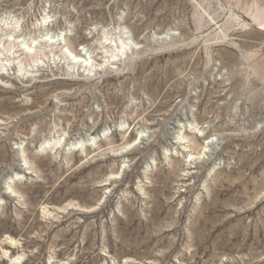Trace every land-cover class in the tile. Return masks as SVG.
Listing matches in <instances>:
<instances>
[{
	"label": "rangeland",
	"instance_id": "obj_1",
	"mask_svg": "<svg viewBox=\"0 0 264 264\" xmlns=\"http://www.w3.org/2000/svg\"><path fill=\"white\" fill-rule=\"evenodd\" d=\"M241 7L264 0H0V38L38 51L0 43V264H264V25Z\"/></svg>",
	"mask_w": 264,
	"mask_h": 264
},
{
	"label": "bare ground",
	"instance_id": "obj_2",
	"mask_svg": "<svg viewBox=\"0 0 264 264\" xmlns=\"http://www.w3.org/2000/svg\"><path fill=\"white\" fill-rule=\"evenodd\" d=\"M243 8L244 7H241L240 9H243ZM244 10H245V13L250 14V17H251L250 19H252L253 22H255L256 24L261 25V26L264 25V10H260V9L251 10L250 7H247L246 9L244 8ZM45 23H46V21L44 22V24ZM17 28H18L17 26L15 28H13L12 30L10 28L9 31L11 33L9 32V34H10L9 36H11V37L8 36L7 38H4V39H1L0 38V43L3 42L2 47L4 48L6 46L5 49H4L7 52L6 53V56H8L9 53L12 51L11 48L12 47H15V48H17V50H15V52L16 51L20 52V56H26V57H28V56H32L33 55V61H35L36 58H37L36 55L38 54L37 53L38 51L36 52V50H35V48H36L35 45H34L35 43H33V41L30 42V43H26V42H24L25 39L24 38L22 39L21 36L14 37V32H16ZM39 38H40V40L38 42L39 43H43L45 39L42 38V35L39 36ZM34 41H35V39H34ZM125 41L126 40H124V38L120 40V44L118 45V48L116 49L115 52H113L110 55V58L112 57V60H118L117 57L124 52V49H127V47L125 46L127 44V41L126 42ZM55 44H56V42H53V40L49 41V45L50 46H53ZM61 53L64 54V55H66L65 51H62ZM84 55L85 54H78V55H76V54L70 53L69 56H67V57L68 58L69 57L72 58V62L75 63V64H77V65H79V67L80 68H83L84 71L85 70H90L89 68H91L93 66V64L91 63V61H89L90 59L87 58V57H85ZM9 57H10V55H9ZM107 57H109V56H107ZM119 58H122V57H119ZM36 67L39 68L38 66H36ZM6 68H7L6 67V64L5 65L4 64L3 65H0V74H4L5 73V70H7ZM87 140L89 141V138H87ZM136 140H137V137L135 138V141H133V143H136ZM46 144L49 145V143H46ZM74 145L75 146H80L77 149L75 148V150L83 151L84 150V146H85V141L79 140L76 143H74ZM128 146H130V144L127 145V147ZM39 150H41V149H39ZM190 156L192 157V159H194V156H192V154L188 155L187 157L189 158ZM192 159H189V160L191 161ZM12 178L13 177H11V179ZM7 192H9V191H7ZM7 239H8L7 240L8 243H10V244L15 243V241L13 239H10V238H7ZM18 258L19 257L11 258V261L12 260L13 261L14 260H17Z\"/></svg>",
	"mask_w": 264,
	"mask_h": 264
},
{
	"label": "snow or ice",
	"instance_id": "obj_3",
	"mask_svg": "<svg viewBox=\"0 0 264 264\" xmlns=\"http://www.w3.org/2000/svg\"><path fill=\"white\" fill-rule=\"evenodd\" d=\"M189 159H192V157L190 156Z\"/></svg>",
	"mask_w": 264,
	"mask_h": 264
},
{
	"label": "water",
	"instance_id": "obj_4",
	"mask_svg": "<svg viewBox=\"0 0 264 264\" xmlns=\"http://www.w3.org/2000/svg\"><path fill=\"white\" fill-rule=\"evenodd\" d=\"M70 148H71V147H70ZM76 148H78V147H76ZM67 150H69V148H68Z\"/></svg>",
	"mask_w": 264,
	"mask_h": 264
}]
</instances>
